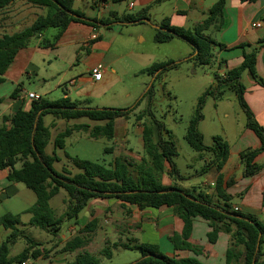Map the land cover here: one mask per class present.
<instances>
[{
	"label": "trees",
	"instance_id": "16d2710c",
	"mask_svg": "<svg viewBox=\"0 0 264 264\" xmlns=\"http://www.w3.org/2000/svg\"><path fill=\"white\" fill-rule=\"evenodd\" d=\"M16 0H0V11L14 3ZM35 7L42 8L43 14L36 17L30 27L14 33L3 35L0 38V83L3 75L13 62L19 50L27 47L33 38H39L48 29H55L56 33L51 39H42V47H53L60 39L70 23H83L93 28L110 27L114 24H135L143 19L150 22L146 13L125 14L117 16L110 12L106 17L88 18L81 11L74 9L75 0H24ZM121 2L123 0H114ZM242 2H254L256 0H241ZM225 0H217L208 10L207 17L195 25L191 30L183 27L172 26L168 18H165L156 28L154 42L157 44L169 43L175 37L186 41L193 49L194 55L190 58L196 65L209 66L213 60V47L226 48L216 43L207 31L214 26L223 23V9ZM264 41H260V44ZM245 47V44L240 45ZM197 51V53H195ZM257 48L249 53H243V61L240 66L225 73L221 78L215 74V84L205 95L216 94V98L223 97L222 88L227 86L232 90L246 117L245 127L251 130L259 139L260 146L246 148L239 153V161L243 167V176L253 177L264 171V164H258L256 157L264 153V127L255 119L251 109L244 100L245 86L241 82V75L247 71L261 86L264 81L256 76ZM173 61L154 63L144 69L149 75L158 79L165 72L175 69ZM17 90L12 97H15ZM154 95L153 84L146 90L143 97H147L149 105ZM205 102L204 96L198 100L194 116L188 123L185 139L188 145L199 154V157L208 156V160L200 170L201 174L214 169L218 176L215 182V191L222 205L214 204L206 197L194 195L187 189L176 186L165 187L160 180L168 168V175L175 180H185L175 165L174 159L177 151L173 142L166 139L169 131L161 121H157L150 109L136 116V121L144 117H151L152 121L142 123V141L145 157L138 163H131L126 158L117 156L112 164L106 166L97 162L82 160L78 157H70L65 154L71 164L78 170L72 174L67 169L56 171L54 164L58 161L56 150L65 147V140L74 132H85L89 138H105L112 140L114 137V122L118 118H128L139 105V101L127 109L114 108H89L84 107L78 101H71L68 97L53 101L45 98L35 100L29 110L22 108L10 116H3L0 123V171L8 170V180L12 183L23 184L35 195V203L25 210L30 214L28 225L45 231L56 238L62 230L64 220L77 219L81 211L93 199H114L120 202L125 216L131 211L126 209V204L135 205L139 209L147 207L160 208L171 207L174 214L182 220L181 233H174L170 241L174 247V255L168 256L162 253L159 246L150 243H139L129 240L118 245L123 249H135L140 253V258L132 264H203L196 257L180 256L181 251H190L199 254L202 249L189 242L193 220L197 217L206 220L211 230L207 234L208 241L215 243L220 231L229 236V244L226 250V264H264V223L256 217L243 215L232 209L231 196L223 188V176L220 174L229 157L230 146L221 137H213V145L207 147L203 143V135L198 126L202 120L201 108ZM1 103V101H0ZM46 116L55 120L70 122L78 119H88L94 125L88 123H73L66 125L52 140L53 151L49 155L46 147L51 141V126L44 122ZM112 152L111 147H106L104 153ZM136 173V176L132 174ZM233 180H229L226 186H230ZM67 194V207L61 216H57L50 205L60 191ZM264 205V202H262ZM20 224V216L4 213L0 216V225L9 230L6 239L0 245V264H23L28 260H36L46 257L48 251L41 248L29 236H22L17 227ZM95 228V221H91L81 228L78 235L65 242L62 251L73 253L85 247L91 240L89 233ZM85 233V234H84ZM84 234V235H83ZM25 237L27 246L14 257H10V249L16 242ZM102 255L111 256L110 248L101 250ZM95 255L86 251L79 252L74 259L66 264H99Z\"/></svg>",
	"mask_w": 264,
	"mask_h": 264
},
{
	"label": "crops",
	"instance_id": "0c3cea01",
	"mask_svg": "<svg viewBox=\"0 0 264 264\" xmlns=\"http://www.w3.org/2000/svg\"><path fill=\"white\" fill-rule=\"evenodd\" d=\"M216 1L123 0L115 2L114 0H75L74 9L81 11L88 18L106 17L110 12L115 13L117 16L142 12L149 17L150 23L152 20L154 21L155 26H159L165 18H168L172 26L184 28L186 22L190 20H193L194 26L202 22L207 17L208 10ZM122 3L125 4L124 8H121ZM43 13L44 10L42 8L28 4L24 0H16L0 11V38L5 34L12 35L30 27L36 17ZM138 24L140 23L127 25ZM120 25L114 24L110 27L96 29L83 23L73 22L70 23L53 47L45 48L40 45L42 39H51L55 35L53 34L51 38H47V30L39 38H33L27 47L18 51L13 62L3 75V82L0 83V123L3 116H10L20 108L26 111L31 108V104L35 100L28 99L26 97L27 94H34L37 100L45 98L53 101L49 95L51 96L52 93L58 94V89L61 88L63 94L60 98L68 97L71 101H78L81 105L82 102L88 104L97 92L103 91L107 87L109 75L119 76L116 65L121 61L126 63L128 58L132 59L136 55L134 49L125 45V40H121L124 42L123 50L114 51L113 44L116 41V36L122 34L119 33L123 29L118 28ZM207 34L216 43L226 46L224 49H220L218 46L213 47V60L210 65L217 67L216 74L218 76L223 78L227 71L240 66L243 61V53H249L253 48H257L255 72L257 78L264 81V43L260 44V41H264V0H256L254 2L225 0L223 23L218 28L217 26L211 27ZM121 36L118 37L124 38ZM242 44L246 46L243 48L240 46ZM96 65H101L103 68L102 78L99 81L93 80L90 74V70ZM104 75H107L106 81H104ZM243 76L245 77V82L243 81ZM25 79L28 82L36 80L41 85L40 90L37 92L27 91L24 86ZM241 82L245 86L244 100L246 104L253 112L256 121L264 127V86H261L247 71L242 73ZM85 85H89L92 88L91 91H84L83 87ZM15 90H17L16 96L12 97ZM74 95H77L78 98H74ZM126 96H129V94H126ZM225 116L227 117V114ZM144 118L146 119V117ZM144 118L137 122L136 131L137 135H140L138 141L142 147L141 151L143 154L133 151L134 143L129 136L132 132L128 130L126 124L123 123L120 127L117 126V122L120 119L124 121L127 119L118 118L114 122V137L112 140L115 139V145L113 147L116 150L120 148V144L116 143L117 139H119L124 144L123 148L127 154L138 162L145 157L142 141V123L145 122ZM151 121L146 119L147 123ZM44 122L47 126H51L50 142H52L58 133L53 137V130H56L62 124L68 125L72 121L67 123L63 120H55L51 116H46ZM229 146V157L220 174L223 176V188L231 196V207L243 215L256 217L264 223V205H262V202H264V171L253 177L246 178L243 176V167L239 161V153L241 151L246 148L259 147L260 141L251 130L244 126L235 143L233 145L229 144ZM113 147L111 148L114 149ZM203 160L205 163L208 160V156H204ZM256 162L264 164V153L256 157ZM201 175L205 176V181L202 185L193 186L191 189L183 187L174 178L170 177L168 168L165 169L161 180H165L163 185L165 187L176 186L181 189H187L196 196L206 197L214 204L222 205L223 202L218 198L214 188L218 173L212 169ZM7 176L8 170L0 171V216L4 213L12 214V211L6 207V203L22 193L21 184L10 182ZM229 180H233V183L230 186H226ZM235 197L239 201L233 202ZM112 200L114 199L90 200L84 208L87 211L86 215L78 217L77 223L75 221L69 223L68 232L73 233L89 222L95 221L100 214L103 215L110 206L114 205L118 208V211H115L116 213L111 211L112 215L116 214V222L122 225L125 232L123 233V238L127 242L136 240L139 243L156 244L165 255H174V247L170 237L174 233H181L183 222L174 214L171 207L162 206L160 208L147 207L139 209L135 205L126 204V209H129L131 214L125 216L124 210L120 207V202ZM109 201H112L113 204H110ZM108 213L110 212L108 211ZM107 221L103 220L100 224L98 223L91 232L90 242L85 247L70 253L69 256L75 257L79 252L83 251L95 255V247L102 250V245L107 243V241L103 239L98 244L99 242L97 243L96 240H98V236L100 237L113 231L111 227L112 219ZM30 228L32 232L36 230V227L30 226ZM210 230L211 228L206 220L199 217L195 218L189 242L200 247L202 252L196 255L190 251H181L180 256L196 257L203 264H226L229 236L225 232L220 231L216 242L210 243L207 238ZM8 233L9 230L0 225V245L6 239ZM61 237L65 238V235L62 234L56 238L47 236V240L39 243L41 248H45L48 251L47 256L39 257L36 260H28L24 264H57V257L60 256L57 251L63 242H67L66 240L62 241ZM124 243L126 242L123 239L119 243L113 242V244ZM115 248L122 247L118 245ZM15 255L11 254L10 249L9 256L14 257ZM74 257L64 264L72 261Z\"/></svg>",
	"mask_w": 264,
	"mask_h": 264
},
{
	"label": "rangeland",
	"instance_id": "374dc122",
	"mask_svg": "<svg viewBox=\"0 0 264 264\" xmlns=\"http://www.w3.org/2000/svg\"><path fill=\"white\" fill-rule=\"evenodd\" d=\"M124 7L125 4L122 3L121 8ZM193 27V20L186 22V26H184L185 29L191 31ZM118 28H123L121 29L122 32H119L122 33V36H116V41L113 44L114 51L119 52V49L122 51L124 42L121 40H125V45L134 49L136 55L132 59L128 58L126 63L124 61L118 63L116 67L119 71V76L114 77L109 75L107 87L103 91L100 90L97 92L88 104L82 102V106L89 108L113 107L115 109H127L139 101V105L127 120L120 119L117 122L118 127L124 123L128 130L132 132L129 136L134 143L133 151H138L139 154L143 153L138 141L140 135L138 136L136 133V116L146 112L150 106L154 118L157 121L163 122L166 129L170 132L165 138L171 140L176 148L177 157H175L174 162L179 174L186 178L185 180H176V182L189 189L193 186L202 185L205 181V176L201 175L200 170L204 165V160L203 157L200 158L199 154L188 145L185 139L188 123L195 114L199 98L204 96L205 102L201 108L203 118L198 126L200 133L203 135L204 145L211 147L214 143L213 137L216 136L221 137L233 145L246 123V117L239 106L235 93L227 86H224L222 88V98H216L215 93L205 95L215 84L217 67L213 65H196L190 59L194 55L192 47L181 38L175 37L169 43H155L153 38L157 26H155L153 20L151 23L144 22L138 25H120ZM46 34L47 38H51L55 34V29H48ZM170 60L176 64V68L165 72L156 80H154L153 76L143 71L154 63H162ZM106 79L107 75H104V81ZM243 81L245 82L244 76ZM151 84H153L154 95L149 105L147 97H143V95ZM24 86L29 92H37L41 87L36 80L28 82L27 79L24 80ZM91 89L89 85L83 87L84 91H91ZM62 94V89L59 88L58 94L52 93L49 97L51 100H56ZM126 94H129V96H126ZM73 97L78 98L77 95ZM225 114H227V117ZM146 119L151 121V117H146ZM146 119L144 118V121ZM73 123H88L91 126L95 124L85 118L72 121L68 125H72ZM65 126L66 124H62L59 128L53 130V137L57 132L63 130ZM114 142L115 139L107 140L101 137L92 139L85 132H74L70 138L65 140L64 149L56 150L58 161L54 164V169L61 171L64 168L72 174L78 172L65 154L72 158L78 157L82 160L97 162L106 166L112 164L116 156L124 157L133 164L134 162L138 163L135 158L127 154L123 148L124 144L119 139L116 141V143L120 144L118 150L113 147L115 145ZM106 147H113L114 149L110 153H104ZM52 150L53 144L50 142L46 147V153L51 155ZM132 174L136 176V173L132 172ZM160 182L164 185L165 180H160ZM21 188L22 193L8 201L6 207L12 211V214L20 216V224L17 227L23 236L32 237L37 243L44 242L47 240V236L50 235L39 228H36L32 232L28 225L30 214L25 213V210L35 203V195L23 184H21ZM112 201H109L110 204H113ZM237 201L239 200L236 197L233 198V202ZM50 205L55 210L56 215L58 217L61 216L67 207V194L63 190L60 191L58 195L50 200ZM111 211L114 213L118 211V208L114 205L110 206L103 215L100 214L98 216L99 218L95 219V226L103 220L107 221L112 219L111 227L113 231L103 236H98V240H96L97 243L99 242L98 244L103 239L107 241V243L103 244L104 246L102 245V248L109 247L111 256L102 255L101 250L95 247V257L99 259V264H132L140 258V253L135 249L115 248L113 246V242L119 243L122 239L124 242L127 241L123 238V233L125 232L123 231L122 225L116 222V214L112 215ZM86 212L85 209L82 210L79 218L84 217ZM71 222L73 223L74 220H64L62 223V231L59 234V236L62 234L65 235V238L61 237L62 241L70 240L78 235L81 230L78 227L79 229L77 231L73 233L68 232V226ZM64 243L57 251L60 255L57 257L59 259L56 260L57 264H64L74 257L72 255L69 256L70 253L62 251ZM26 246L27 241L25 237L20 238L11 248V254L15 255L21 252Z\"/></svg>",
	"mask_w": 264,
	"mask_h": 264
},
{
	"label": "built area",
	"instance_id": "2783aa9c",
	"mask_svg": "<svg viewBox=\"0 0 264 264\" xmlns=\"http://www.w3.org/2000/svg\"><path fill=\"white\" fill-rule=\"evenodd\" d=\"M131 6H133V4H131ZM102 73H103V68L101 65H96L90 70V74L93 80L95 81H99L102 78ZM26 97L28 99L37 100V97L34 94H27Z\"/></svg>",
	"mask_w": 264,
	"mask_h": 264
},
{
	"label": "water",
	"instance_id": "95a60500",
	"mask_svg": "<svg viewBox=\"0 0 264 264\" xmlns=\"http://www.w3.org/2000/svg\"><path fill=\"white\" fill-rule=\"evenodd\" d=\"M142 22H147V23H148V21L145 20V19H143ZM134 23H139V21H136V22H134ZM157 28H161V27L157 26ZM195 53H197V51H196Z\"/></svg>",
	"mask_w": 264,
	"mask_h": 264
}]
</instances>
